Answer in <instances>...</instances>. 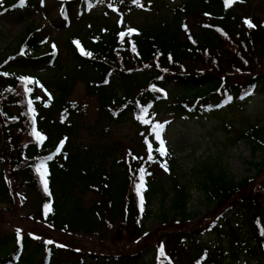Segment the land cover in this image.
Returning a JSON list of instances; mask_svg holds the SVG:
<instances>
[{"label":"trees","instance_id":"16d2710c","mask_svg":"<svg viewBox=\"0 0 264 264\" xmlns=\"http://www.w3.org/2000/svg\"><path fill=\"white\" fill-rule=\"evenodd\" d=\"M35 1L21 4V0H0V15L31 7ZM58 1L63 6L75 3L90 10L100 3L138 6L149 2ZM253 4L254 0H181L171 8L170 17L134 32L101 22L94 30L96 38L85 43L83 52L70 41L69 53L78 65L70 84L42 81L25 68L30 61L33 66L62 69L58 52H41L46 37L27 28L26 37L5 60L6 64L17 59L23 66L7 69L0 64V200L12 206L11 183L19 181L34 195V211L28 218L37 229L30 226L31 231L0 233V264H86L99 257L105 258V264H113L114 258L123 257L104 251L83 252L41 234L46 230L103 238L102 226L114 243L130 247L151 244L156 251L151 261L143 260V248H139L125 255L126 261L114 264H175L186 242L210 232L222 234L223 222L230 231L224 236L234 241L232 247L237 251L230 250L227 256L232 264L247 247L242 238L235 237L231 219L225 216V212L235 213L237 209L246 212L260 250L258 264H264V180L255 182L264 174V126L252 124L232 139L233 144L245 141L249 145L254 177L235 182L221 158L208 157L196 161L191 184L186 174L178 173L177 160L171 153L161 155L157 145L144 153L128 151L119 159L111 148L99 154L75 149L70 141L76 135L75 128L68 122L77 113L69 97L78 79L86 82L89 95H98L102 117L120 119L129 112L142 123L173 89L183 90L174 96V114L188 119L213 116L223 107L247 102L257 93L264 95V19L255 13L250 16ZM190 16H197L200 35L188 24ZM51 85L61 89V95L45 99L40 90ZM59 114L63 123L56 119ZM258 154L262 156L260 162L255 161ZM165 166L169 176L163 173ZM38 169L46 170L47 192ZM141 170L143 211L136 188ZM193 190L203 194L207 208L214 210L198 221L197 215L188 210ZM89 192L99 195L100 201L87 207L83 196ZM157 199L161 200L158 219L166 231L150 239L145 222L154 214L151 207ZM250 251L248 258L254 250ZM217 252L221 254V248ZM202 260L217 264L208 256Z\"/></svg>","mask_w":264,"mask_h":264},{"label":"rangeland","instance_id":"374dc122","mask_svg":"<svg viewBox=\"0 0 264 264\" xmlns=\"http://www.w3.org/2000/svg\"><path fill=\"white\" fill-rule=\"evenodd\" d=\"M148 1L138 6L100 3L90 10L79 7L75 3H67L63 6L58 0H37L31 7H21L15 12L4 13L0 15V64H4L7 69L23 66L17 59L10 60L6 64L5 60L13 54L20 40L26 37L27 28L31 27L33 31L46 37V42L41 50L43 54L47 52L60 54L62 69H48L38 64L33 66L30 61L24 64L25 68L42 81L70 84L78 66L69 53L70 41L76 46L78 42L79 47H77L84 51L85 43L96 38L94 30L97 29V24L102 22L103 25H118L131 30L144 29L146 26H152L170 17L171 8L181 2V0ZM254 13L257 17L264 19V0H254L250 16ZM203 21L207 20L203 19ZM188 24L196 34L202 33L197 16H190ZM71 87L69 100L74 106L72 109L77 113L68 122L75 128L76 135L70 138L75 149L89 150L94 154H99L102 150L111 148L114 150L116 159H119L124 157L128 151L144 153L146 148V151H150L154 145L160 148V140H163L166 152L171 153V157L177 160L178 173L186 174L191 184L194 179L192 170L196 161L208 157L221 158L229 178L235 182H241L256 175V170L250 165L252 153L249 145L245 141L233 144L232 139L240 130L248 129L252 124L264 126V95L260 93L255 94L247 102L223 107L222 111L216 115L188 119L174 114L171 104L175 94L181 93L183 90L173 89L168 98L158 104L154 114L145 118L147 122L142 123L129 112L120 119L110 120L102 117L98 95H89L85 81L78 79ZM40 94L45 99H55L61 95V89L51 85L50 89L40 90ZM56 119L58 123H63L60 114L56 116ZM150 123H152L151 126ZM158 124L163 127L156 128ZM152 127L156 130L155 133L154 129L152 130L153 136ZM157 132L160 134V140L156 138ZM151 140L154 141L153 144H150ZM2 143L3 141L0 139V144ZM261 158L262 156L258 154L255 161L260 162ZM2 169L0 164V172ZM163 173L165 176H169V172L165 168H163ZM262 180H264V174L258 177L255 182ZM11 184L14 192L12 206L8 201L0 200V233L31 231L30 226L35 231L37 226L28 218L35 207L33 193L17 180H12ZM99 201V195L94 192L83 196V203L87 207ZM169 204L170 200L165 203V207L167 208ZM160 205L161 200L159 201V199L153 202L151 209L154 214L145 222L146 231L151 236L150 239H154L166 231L158 219ZM207 207L203 194L193 190L188 210L197 215L196 221L200 220L203 215L214 211ZM237 211L235 213L225 212V216L227 215L231 219L235 237L242 238L247 247L240 251V255L238 253V259L232 264H258L260 250L258 251L257 244L254 242L253 227L245 217L244 213L246 212ZM221 227L222 234L210 232L200 235L194 242H186L187 244L185 243V246L180 249L178 258L174 260L175 264H207L202 260L206 256L217 264H230L231 257L227 256L230 250L236 251V248L232 247L234 241L230 237L224 236L225 233H230L229 229L225 228L224 222L221 223ZM173 229L175 228L167 230ZM101 231L104 233L103 238L98 235H74L67 232L45 233L46 230L41 234L54 242H67L83 252L104 251L117 257H123L121 260L114 258L113 264L126 261L124 256L138 251L139 248H143L142 258L144 261L154 260L156 251L154 247L150 246L151 244L130 247L128 244L114 243L111 240L112 235L108 233L106 227L102 226ZM38 233L40 234V232ZM218 248H221V254L217 252ZM250 250L254 251L252 257L248 258ZM105 262L104 257H99L97 260H88L86 264H105Z\"/></svg>","mask_w":264,"mask_h":264},{"label":"snow or ice","instance_id":"6c2138e0","mask_svg":"<svg viewBox=\"0 0 264 264\" xmlns=\"http://www.w3.org/2000/svg\"><path fill=\"white\" fill-rule=\"evenodd\" d=\"M24 0H21V4H23ZM231 2V0H229V3ZM246 23L249 24V27H252L253 25L251 24L250 21H246ZM130 31H135V30H130ZM77 46L79 47V43L77 42ZM81 51L83 52V49H81ZM230 99V98H229ZM163 126L162 125H156V128L160 129L162 128ZM35 131V129H34ZM37 135L39 136V134L37 133ZM156 138L158 140H160V134L159 132L156 133ZM40 139H43V137H40ZM63 145L61 144V147ZM158 151L161 152V155H166L167 152H166V149L164 148V142L163 140H160V148L158 149ZM49 159H51V157H49ZM41 169H43V165L41 166ZM41 169H38V171H40L41 173V179H42V182H43V185H44V190L45 192L48 191V183H47V180L44 178L45 175H46V170H41ZM165 170H167L166 166H165ZM144 187V170H141V175H140V183L137 184L136 188H137V193L138 195H140V201H141V211H143V195H142V189ZM48 243H52V241H48ZM161 251V254L163 255V247H161L160 249Z\"/></svg>","mask_w":264,"mask_h":264}]
</instances>
